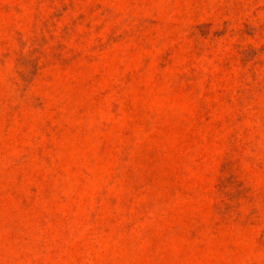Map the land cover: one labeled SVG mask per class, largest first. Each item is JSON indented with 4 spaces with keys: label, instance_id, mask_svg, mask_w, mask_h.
Masks as SVG:
<instances>
[{
    "label": "rangeland",
    "instance_id": "374dc122",
    "mask_svg": "<svg viewBox=\"0 0 264 264\" xmlns=\"http://www.w3.org/2000/svg\"><path fill=\"white\" fill-rule=\"evenodd\" d=\"M0 264H264V0H0Z\"/></svg>",
    "mask_w": 264,
    "mask_h": 264
}]
</instances>
